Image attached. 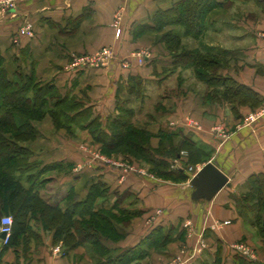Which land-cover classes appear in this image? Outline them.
I'll use <instances>...</instances> for the list:
<instances>
[{
	"label": "crops",
	"instance_id": "crops-1",
	"mask_svg": "<svg viewBox=\"0 0 264 264\" xmlns=\"http://www.w3.org/2000/svg\"><path fill=\"white\" fill-rule=\"evenodd\" d=\"M177 1L20 0L11 12L0 13V56L10 78L16 76L13 71L20 70L36 80L51 81L60 94L73 97L83 108L91 107V116H97L102 124L109 115L119 113L118 105H128L134 111L132 123L150 133L152 148L164 137L191 138L208 154L195 165L215 163L230 185L208 201L193 199L194 187L188 180L157 177L142 160L126 155L131 167H120L102 157L99 144L87 129L74 123L69 133L55 128L51 118L45 116L33 122L38 136L26 142L32 160L40 165L59 163L43 173L49 179L45 193L50 201L42 197L64 209L69 193L80 200L92 183L103 184L106 192L96 198L95 209L111 208L117 202L118 208L135 213L129 222L116 224L122 237L104 244L109 255L135 246L146 249L147 254L134 264H214L216 257L223 264H235L231 243L244 239L253 244L257 259L264 264L262 249L256 247L253 235L244 226L255 228L254 214L242 212L238 201L249 189L248 177L264 174V109L252 112L249 104L224 99L201 102L191 91L186 100L178 94L177 102L168 89L176 66L159 38L161 32L173 29L183 39V28L165 26L159 31L153 23L159 11ZM237 1L214 8L206 30L192 37L195 44L189 47L226 50V63L219 73L248 86L263 99L264 8L257 0ZM26 21L33 27L31 37L19 32ZM116 28L120 29L118 35ZM102 47L113 51V59L105 66H70L73 55L93 53ZM136 51L142 53V63L133 58ZM133 83L136 86L132 87ZM191 85L183 79L178 87L182 92ZM168 104L178 110L168 114ZM187 113L202 126L185 125ZM217 121L231 131L228 139L211 128ZM157 209L161 210L159 215ZM31 221L38 227L32 228L19 246L0 252V264H98L88 244L66 250L62 242H53L52 232L44 231L37 217ZM223 221L229 223L221 225ZM156 225L165 232L170 229L172 240L163 247L148 248L146 236ZM57 244L62 245V254L53 251Z\"/></svg>",
	"mask_w": 264,
	"mask_h": 264
},
{
	"label": "trees",
	"instance_id": "trees-1",
	"mask_svg": "<svg viewBox=\"0 0 264 264\" xmlns=\"http://www.w3.org/2000/svg\"><path fill=\"white\" fill-rule=\"evenodd\" d=\"M232 0H180L164 11H159L153 19L156 30L165 26H181L183 36L198 37L207 27L211 11L225 2ZM264 8V0H257ZM194 18L196 24H191ZM173 58L174 66L179 61L191 67L206 65L209 72L197 71L201 78L214 80L217 84L206 95L217 96L231 103L258 106L262 97L248 86L237 82L230 76L219 73L226 63L227 51L219 48H188L182 43V35L173 29L161 36ZM13 71V70H12ZM16 72V73H15ZM203 72V73H202ZM9 68L0 56V213L13 217L12 232L1 251L19 246L26 235L32 232L31 218H38L44 230H52L54 243L62 242L66 250L88 244L98 264H134L147 254L138 246L109 255V248L104 241H117L122 237L116 224L128 221L135 213L117 207L94 208L98 196L106 190L96 182L90 185L86 196L80 200L69 193V204L62 209L58 204L48 203L40 194L49 179L43 173L59 163L40 165L32 160V150L26 142L38 136L33 122L49 115L55 128H64L71 133L72 124L87 129L100 151L107 155L124 154L138 160L151 163L157 177L173 181H185L189 174L187 166L203 162L208 156L206 151L189 137L180 139L178 148L170 142L160 148L146 144L150 133L132 123L134 111L128 105H118L119 113L106 118L105 124L99 118L91 116V107L83 108L80 102L68 95L60 94L51 81L36 80L31 74L13 71L9 77ZM136 86L135 83L132 87ZM9 134V137L7 136ZM134 135L137 140L128 136ZM140 139V140H139ZM186 150L187 156L181 151ZM161 156V157H159ZM178 158L181 166L168 168L170 162ZM189 164V165H188ZM249 189L239 197L242 212L254 214L253 224L264 233V174L256 173L248 177ZM117 208V212L113 209ZM0 215V216H1ZM172 240L171 231L162 230L156 225L146 236L148 248L165 246ZM264 241V239L262 240ZM235 264H261V260L248 259L233 251ZM104 259V260H102ZM137 264V263H135ZM214 264H223L216 257Z\"/></svg>",
	"mask_w": 264,
	"mask_h": 264
},
{
	"label": "rangeland",
	"instance_id": "rangeland-1",
	"mask_svg": "<svg viewBox=\"0 0 264 264\" xmlns=\"http://www.w3.org/2000/svg\"><path fill=\"white\" fill-rule=\"evenodd\" d=\"M230 2L233 3L234 0L233 1H230ZM236 2H238V1L236 0ZM233 4H235V3H233ZM233 4L231 5V7L233 6ZM0 13H3V12L0 10ZM190 20H191V24L192 25L193 24H196V22H197L194 18H191ZM165 32H166V30L163 31V32H161L162 33L161 36ZM119 33H120V29L119 28H116L115 34L118 35ZM161 36H160L159 40L163 41L161 39ZM193 41L194 40L192 39V36H185L182 39V43H185L186 45H188V46L185 45L186 47H189V46L191 47L192 45H194L195 42H193ZM166 48H167V46H166ZM168 52L170 53L169 50H168ZM85 54H91V53H85ZM140 55H142V53L140 51L139 52L136 51V52H133L132 53L133 58L138 63H140L139 62ZM205 66L206 65L204 64V65H200L198 67H191V66H187L186 64H184L183 61H179V63L177 64V66L173 68V71H175L176 74L174 75V78L168 83V89H170V91L176 96L177 102H178V94L181 93L182 99L186 100L187 97H188V95H189V93H191V92L192 93H195L196 95H198L200 97V99H201V102L204 101V100H207V99H209L211 101H221L222 100V99H220L217 96H212L211 94H209V96L206 95L207 92H210V91H213L214 90V88L216 87V84L217 83L214 80L204 79L203 77L201 78L200 75L198 76L197 71H200V70L203 71V72H209L210 71V68L209 67L206 68ZM167 71H171V70L170 69H166L165 72H167ZM183 79H186V81L189 82V83H192V85L190 86V88H188L187 91L183 90L181 92L180 87H178V84H181L183 82ZM251 108L252 109L254 108L252 112H257L259 110H263L264 109V104H262L259 107L257 106L256 108L255 107H251ZM166 109H167L168 114H173L174 111H176L175 109L178 110V107L175 106V109H174L172 106H170L168 104L166 106ZM150 113H152V112H150ZM187 114H188L187 115V119L193 121L194 122L193 124L196 127H201L202 126V122L200 120H198L197 118L193 117L189 113H187ZM45 116H49V115H45ZM211 128L215 131V133H217L218 135H220L223 138H227L228 139L229 136H230V134H231V131L223 125L222 121L214 122L211 125ZM7 136L9 137V134H7ZM128 137L130 139H133V140H137L138 141V139L134 135H129ZM79 140H82V138H79ZM146 141H147L146 144H148L149 146L152 147V145L150 143L151 139L149 138ZM170 142L176 148H178V146L180 144V140L178 138H174V137H164V138H161L158 141V144L155 146V148H160L161 145L168 144ZM95 147H98V145H95ZM98 152H99V150H98ZM101 154H102V157H104V158H106L108 160H111L114 163H117L118 165H120V167H123V168H130L131 167V166L128 165V163H126V161H125L126 160V156L124 154H118V155L114 154L113 156H110V157L107 154H104V153H101ZM180 154L182 156H187L188 157V153H187L186 150L181 151ZM142 162L146 165L147 168L153 169L154 166L151 163H148L147 161H144V160H142ZM181 165H182V163L180 164L179 159L176 158L172 162L169 163L168 168H172V169L174 168V169H176L177 167H179ZM190 166L193 167V170H192V172H193L195 170V168H196V165H190ZM188 167L189 166H187L185 168V169H187V172H189ZM189 177H190V175L187 178L188 182L190 181ZM41 192H42V196L45 199H47L48 201H50L49 198H47V194L45 193V188L42 189ZM242 194L243 193H241V195ZM126 222H129V220L128 221H125V223ZM228 223H229V221L226 224H228ZM37 225L38 224L36 223V221L35 222L30 221L31 228H36V227H38ZM244 226H245L247 232L249 231L253 235V240H254V243H255L256 247H259L260 249H262V251L264 253V243H263L264 241H262V239H264V233L261 234L256 227L255 228L254 227H250L248 224H245ZM44 231L52 232V230H44ZM260 239H261L262 243L260 242ZM241 241L246 246H248L249 248H251L252 250L255 251V247L253 246V244L250 241H247L245 239L244 240H241ZM56 246H59V249H60L59 253L62 254L63 253V249H62L63 247H62V245L57 244Z\"/></svg>",
	"mask_w": 264,
	"mask_h": 264
},
{
	"label": "built area",
	"instance_id": "built-area-1",
	"mask_svg": "<svg viewBox=\"0 0 264 264\" xmlns=\"http://www.w3.org/2000/svg\"><path fill=\"white\" fill-rule=\"evenodd\" d=\"M20 0H0V10L3 13L11 12L14 10L17 6V3ZM19 32L27 35V36H33V27L31 22L26 21L24 24L20 27ZM261 36L264 37V32L261 33ZM113 59V51L110 47H102L98 49L97 51L91 53V54H80V55H73L71 59L70 66L73 68H86V67H100L105 66L110 60ZM139 62H143V56L140 55ZM263 104H264V98H263ZM254 117H250L249 119H253ZM194 122L187 119L185 121V125L189 127H196ZM201 165H196L195 170L192 172L193 167L189 166V179L194 176V174L199 170ZM156 215H159L161 213V210H156ZM228 221H223L221 225L226 224ZM189 224V223H187ZM12 225H13V217L11 214H3L0 216V234H3L4 236L0 239L1 244H6L9 240V237L12 232ZM218 226H220V223H217ZM232 250L242 255L248 259H256V252L246 246L241 240H236L231 243ZM53 251L55 253H59L60 249L59 246H55L53 248Z\"/></svg>",
	"mask_w": 264,
	"mask_h": 264
},
{
	"label": "water",
	"instance_id": "water-1",
	"mask_svg": "<svg viewBox=\"0 0 264 264\" xmlns=\"http://www.w3.org/2000/svg\"><path fill=\"white\" fill-rule=\"evenodd\" d=\"M189 183L194 187L192 198L207 201L222 187L230 185L227 175L211 161L202 165ZM3 236V234L0 235L1 238Z\"/></svg>",
	"mask_w": 264,
	"mask_h": 264
}]
</instances>
